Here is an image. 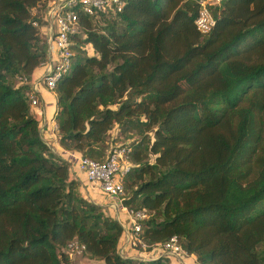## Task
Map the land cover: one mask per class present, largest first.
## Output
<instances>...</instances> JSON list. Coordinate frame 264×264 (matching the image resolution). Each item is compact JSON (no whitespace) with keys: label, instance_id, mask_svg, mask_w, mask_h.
Listing matches in <instances>:
<instances>
[{"label":"trees","instance_id":"1","mask_svg":"<svg viewBox=\"0 0 264 264\" xmlns=\"http://www.w3.org/2000/svg\"><path fill=\"white\" fill-rule=\"evenodd\" d=\"M46 1L0 0V264H69L73 240L103 264H169L121 256V224L40 135L19 79L45 60ZM197 14L195 0L80 14L55 86L58 141L98 161L111 130L128 142L122 202L149 213L147 245L176 235L198 264H264V0H225L206 34Z\"/></svg>","mask_w":264,"mask_h":264},{"label":"built area","instance_id":"2","mask_svg":"<svg viewBox=\"0 0 264 264\" xmlns=\"http://www.w3.org/2000/svg\"><path fill=\"white\" fill-rule=\"evenodd\" d=\"M195 1L198 4V14L194 24L200 34H206L215 25V8L225 0ZM122 6L123 0H50L45 13L46 25L41 24L46 45L45 60L41 62L44 68L43 74L38 81L32 78L30 80L19 79L21 82H28L31 85L29 92L31 107L39 104L40 86L56 94V82L70 69L73 56L71 36L79 31V15L93 16L97 12L114 8L120 12ZM33 24L37 26L36 22ZM49 125L54 140L45 143L50 150L57 155H62L70 167L75 165L79 171L85 174L90 184L95 186L106 198L113 200L111 207L125 213L127 222L122 226L123 237L118 247V253L121 256H127L126 252L130 250L134 259L152 260L153 257L159 255L174 262L190 255L182 248L176 235L171 236L162 244L157 243L152 246L147 245L141 238V223L149 217V213L145 209L129 208L122 202L124 196L123 178L132 166L129 159L132 149L127 144L128 142L115 144L109 149L106 158L103 161H98L82 156L73 150L63 149L58 141L57 122L54 119L50 120ZM40 130H43L42 124L39 132ZM153 249L156 252L154 256ZM65 251L69 256H83L85 246L77 240H73L68 243Z\"/></svg>","mask_w":264,"mask_h":264},{"label":"crops","instance_id":"3","mask_svg":"<svg viewBox=\"0 0 264 264\" xmlns=\"http://www.w3.org/2000/svg\"><path fill=\"white\" fill-rule=\"evenodd\" d=\"M49 4H50V0H47L43 10H35V14L37 15L38 13L41 14L43 18V22H42L43 25H46L45 13ZM43 70H44L43 65L42 64L39 65V67L33 74L32 79L38 81V79H40L41 75L43 74ZM39 89H40L38 94L39 104L37 106L31 107V109L35 114L36 119L38 120L39 128L41 124L43 125V130H40L42 139L45 142L50 143L54 140V138L52 137L49 122L50 120L53 119L54 121H56L55 112H56L57 96L53 92L46 90L43 86H40ZM69 175L73 178L78 179L80 183L79 189L85 198L101 206L103 208L104 213L116 219L121 224V226H123V224L127 222V217L125 213L121 210H116L115 208L111 207V203L113 200L106 198L104 195L100 193V191L95 186L90 184L89 181L86 179L85 174L79 171V169L75 165L71 167L69 166ZM126 253L128 255L125 257L133 258V253L130 250H128ZM152 254L153 256L156 254L155 249L152 250ZM157 256L159 257V255ZM157 256L153 258H156ZM69 264H103V263L97 260L89 259L86 256L73 255V256H69ZM169 264H198V263L196 261L195 255L190 254L187 255L186 257H182L181 260L178 259V261L171 262L169 260Z\"/></svg>","mask_w":264,"mask_h":264},{"label":"rangeland","instance_id":"4","mask_svg":"<svg viewBox=\"0 0 264 264\" xmlns=\"http://www.w3.org/2000/svg\"><path fill=\"white\" fill-rule=\"evenodd\" d=\"M89 52H91V50H89ZM111 138H115V129L114 130H111V133H110V137L108 138V141H109V149L114 146L115 144H118V143H122V140H119L118 142H115V143H112V141L110 142Z\"/></svg>","mask_w":264,"mask_h":264}]
</instances>
